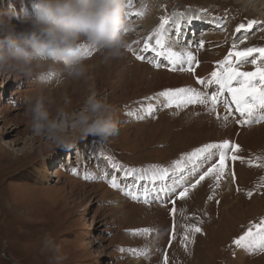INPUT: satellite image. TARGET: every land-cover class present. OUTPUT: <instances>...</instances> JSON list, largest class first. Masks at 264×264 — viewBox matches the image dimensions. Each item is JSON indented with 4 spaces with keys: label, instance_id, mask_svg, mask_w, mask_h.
<instances>
[{
    "label": "rangeland",
    "instance_id": "374dc122",
    "mask_svg": "<svg viewBox=\"0 0 264 264\" xmlns=\"http://www.w3.org/2000/svg\"><path fill=\"white\" fill-rule=\"evenodd\" d=\"M161 2L162 16L176 19L174 14L183 13L186 18L196 16L200 20L183 27L184 39L189 42L187 46H193V40L203 41L210 36L217 40L219 36L229 35L230 50L234 40L238 41L241 37L243 39L235 44L237 50L264 47V18L258 20L260 13L264 15V3L259 9L252 7L260 0ZM24 4L25 0H0V12H22ZM136 7L139 9L137 12ZM145 8V1L131 0L126 16L130 30L125 33V38L131 49L137 47L135 51L140 52L141 43L149 36L146 32L154 30L160 22V18L150 25L139 22L145 18L137 13ZM143 10L142 13L145 12ZM180 19L178 26L169 27L168 37L173 40L180 35L177 31ZM249 20L257 23L251 29L236 31L240 23L247 24ZM170 33L173 35L170 36ZM201 49L198 53L200 59L196 58L198 63L207 60L213 61L216 66V62L228 54L222 56L210 47ZM133 52L128 48L127 57L115 58L112 65L111 61L104 59L103 53L92 49L85 62L100 60L87 67L95 63L99 66L93 69L94 77H91L89 69L86 77L80 80L68 78L59 66L45 73L46 76L54 74L46 80H41L35 73L0 72V264H57L56 255L63 256L59 264H129L138 257L147 264H164L165 254L168 264H239L237 254L241 248L234 245L233 240L264 218V140L251 143L248 160L251 164L248 163L246 168L244 185L234 191L235 196H240L245 202L242 203L244 209L233 211L231 217L224 214L220 230H217V225L222 216L221 206L229 198L216 194V181L211 177L190 190L186 198H178L168 230L164 225L160 226L154 216L153 204L168 208V203L178 196L182 187L171 200L165 198L166 202L155 201L146 205L132 200L118 189H112L104 180L93 178L107 172L109 178L116 175L122 185L133 183L131 177L124 179L122 171L111 168L108 158L126 167H171L181 154L217 141L211 139L217 135L211 131L207 132L210 137H205L202 131L194 128L191 132L192 126L182 123L179 117L165 124L164 120L172 117L166 114L171 108L164 107L160 103L161 98L145 99L162 91L155 87L160 79L154 80L156 75L148 73L139 81V75L133 69L135 64L142 62L153 70L163 68L160 85L169 86L166 61L151 51L142 52L146 59L140 61ZM255 55L259 54L254 53L253 58H256ZM253 58L241 63L240 69L254 70ZM153 59L159 60L161 66L157 68L148 62ZM261 62L264 64V61ZM90 91L107 98L113 105L118 135L107 139L90 135L75 140L70 147H57L47 136L33 131L31 116L26 111L29 99L40 95L51 100L49 107L55 114V110L63 106L65 98L71 101L67 106L69 110L81 107ZM214 91L215 86L207 90ZM149 103L153 105L152 114L143 109ZM238 144L244 146L240 142ZM71 155L73 158L70 161ZM232 163L226 168L225 175L229 174ZM45 174L48 175L47 180L43 179ZM86 175L89 179H85ZM184 175H188L185 179L189 183L196 177L187 172ZM224 176L222 179H225ZM159 183L157 181V186ZM165 183L171 184L172 178ZM249 191L252 192L251 197L248 196ZM116 195L129 202L121 212L115 209L119 205L118 200L111 198ZM210 195L212 200L208 199ZM191 225L200 227L202 231L194 234V242L185 241V248L181 240L186 226ZM146 227L153 229L148 235H134L130 231ZM188 235L193 237L191 231ZM45 237L54 240L58 253L44 247ZM129 249L146 250L148 255H133ZM248 255L249 261L244 264H264V251H248Z\"/></svg>",
    "mask_w": 264,
    "mask_h": 264
},
{
    "label": "clouds",
    "instance_id": "9594fccd",
    "mask_svg": "<svg viewBox=\"0 0 264 264\" xmlns=\"http://www.w3.org/2000/svg\"><path fill=\"white\" fill-rule=\"evenodd\" d=\"M127 10L128 0H25L22 12H0V72L35 73L46 80L45 73L59 66L68 78H85V45L106 61L126 54ZM51 103L37 95L26 111L33 131L57 147L90 135L107 139L119 134L113 105L95 91L77 109L69 110L71 101L65 98L53 114ZM44 247L59 252L51 237H45ZM55 260L59 264L63 256Z\"/></svg>",
    "mask_w": 264,
    "mask_h": 264
},
{
    "label": "snow or ice",
    "instance_id": "6c2138e0",
    "mask_svg": "<svg viewBox=\"0 0 264 264\" xmlns=\"http://www.w3.org/2000/svg\"><path fill=\"white\" fill-rule=\"evenodd\" d=\"M128 7H131V0L128 2ZM142 15V12H138ZM176 19L172 17L162 16L158 26L149 34L148 38L143 42L142 52L155 54L156 57H163L172 71H188L194 72L192 67L194 63H198L196 56L188 50L176 51L169 46L170 40L168 37L169 27L178 26L179 19L183 18L184 14H174ZM257 21L249 20L247 24L240 23L236 31L242 29H251ZM125 29V32L129 31ZM151 43L150 41H153ZM138 43V41H137ZM203 41L200 42L203 46ZM85 55H91V50L88 45L84 46ZM131 51V46H128ZM254 53L259 55L251 60L253 65H256L252 71H242L239 67L241 63H246L253 57ZM138 60H145L146 57L133 52ZM234 58V59H233ZM258 61H264V47H247L237 50L234 44L232 50L222 59L216 62L215 70L211 71L210 78L207 80L197 76V82L200 85L215 86L216 91L204 92L197 88L188 86L176 89H166L157 94V96L145 98L147 100H156L162 98L160 103L167 108L183 109L189 105L209 106V112L216 113V119L222 120L220 127H227L230 118L238 125H248L253 122L259 123L264 121V66H261ZM149 63L154 67H160L159 60H149ZM187 64V68L184 65ZM53 73H49L47 78H51ZM224 106L223 117L216 111L218 105ZM153 105L149 103L145 109L148 114H152ZM239 115V119L233 115ZM131 115V113H129ZM143 118V117H141ZM241 146L238 143L232 142L230 139H223L218 142H208L199 147L194 148L190 152L181 154L171 167L149 166L143 168L126 167L119 163H113L112 158L109 159L111 168L118 169L123 172L124 179L132 178L133 183L121 184V181L116 175H111L105 172L96 179H102L112 189H118L125 196L137 202H143L146 205L152 204L155 201L166 202L165 198L171 200V197L176 195L178 189L183 188L178 192V198L184 199L188 196L190 190L195 189L206 178H213L216 181V187L220 186V180L225 175V170L229 166L227 161L235 162L242 158L238 155ZM251 164V161H248ZM187 172L190 176L195 175L199 178L194 183H189L184 177ZM233 179L235 173H232ZM172 178V183H165L166 180ZM85 179H89L86 175ZM147 181V184L142 182ZM159 181V186H157ZM151 185V186H148ZM248 196H252V192H248ZM209 200L213 197L210 195ZM173 207L172 214H175V200H171ZM218 203V201H217ZM255 229V231H254ZM134 235H148L153 231L152 228H139L130 230ZM193 233V237L188 235V232ZM202 229L196 225L186 226L185 235L181 244L186 248L185 241L194 242V234L201 232ZM174 238V237H173ZM233 244L238 248L248 251H264V218L257 224L251 225L247 231L233 240ZM133 255L147 256L148 252L141 249H129ZM164 264H168V257L165 254Z\"/></svg>",
    "mask_w": 264,
    "mask_h": 264
},
{
    "label": "bare ground",
    "instance_id": "6f19581e",
    "mask_svg": "<svg viewBox=\"0 0 264 264\" xmlns=\"http://www.w3.org/2000/svg\"><path fill=\"white\" fill-rule=\"evenodd\" d=\"M143 1L146 2L147 8H145V10L142 9L145 12H143V14L140 16H143V18H145V19H143L142 21H139V22H144V23H146V25H150V24L156 22L157 19L161 18V16H162L161 8H162L163 3L161 2V0H143ZM262 3H264V1L260 0V2L252 4V7H255V9H259V6H261ZM262 8L264 9V7H262ZM138 10L139 9L136 7L135 12H137ZM142 10L139 12H142ZM188 15H191V14H188ZM263 16L264 15L262 13H260L258 15V20L261 21L262 18H264ZM195 17L191 16V17L186 18V15H184L183 18L180 19V25L177 28V31L178 30L180 31V35H179V37H177L178 38L177 40H173V39L169 38V40H170L169 46L172 47L176 51H184V50L191 51L194 55L197 52H200V50H202L201 48H203V47H208V48L210 47L213 51L215 50V52H218V54H222V56L224 54L228 53V51L230 50L229 35H223L222 37L219 36L218 37L219 39H217V40H213L210 36L209 39L203 40V42H204L203 46H201V44H200L201 41L196 40L199 38L195 37L196 41L193 40V44H192L193 46H187L189 42L186 43L187 40L184 39L185 34L183 33L182 29L184 26L189 27V25H192L194 22L200 21L198 18H195ZM152 31H153V29H150L149 31L146 32V34L149 35L150 33H152ZM173 32H174V28H173ZM207 32H209V31H207ZM171 35H173V34L170 33V36ZM245 36H247V35H245ZM225 37H226V40L224 41ZM248 39H249V37H248ZM180 40H181V43H179ZM241 40H242V37L240 38V40L237 41V43H239ZM176 41H178V42H176ZM150 42L154 43V40L150 41ZM141 44H143V43H141ZM138 47L140 48V45ZM136 48H132L131 51L132 52L135 51ZM142 48H143V45H142ZM135 52L138 54L140 53V55L143 54L142 51L141 52L135 51ZM200 56H201L200 54H198V53L196 54L197 59H200ZM255 56L257 57L258 55H255ZM124 57L126 58L127 55L125 54ZM99 60L100 59L97 58L96 60L86 61L85 63L87 66H90L89 64H92V63L97 62ZM109 61H111L110 64L112 63V65H113L115 59H111ZM140 61H143V60H140ZM260 62L261 61H258V63H260ZM144 63L145 62L135 64V67L133 69V71H136L138 73L139 81H141L144 78L145 74L149 73V74H153L154 76L156 75V78H154V80L158 78V79H160L159 82L161 83L163 81V78L160 76V74L164 73V72H162L163 68H162V70L161 69L153 70V69L149 68L147 65H145ZM261 65H264L263 62H261ZM97 66H99V65L95 63L92 67H87V71L89 69L91 70V71H89L91 74V77H94V73H95L94 70H96L98 68ZM165 66H166L167 72H168V73L165 72L166 77H167V79L170 80L169 81L170 85L169 86L160 85V83L158 82L159 84H156V86H155L156 89L160 88L162 91H164V90L169 89V88L176 89V88L191 86V87L197 88L198 90L207 92L208 89H212V87H213V86L209 87V86H205V85H200L196 81L197 76H199L200 78L205 79V80L210 78L211 71L215 70V68H216L215 63H213V61L202 60L201 63H194L192 65V67L195 69L194 72L179 71V70L178 71H172V70H170V66L168 65L167 61L165 63ZM184 67L187 68V64H185ZM152 81H153V79H152ZM215 89H216V87H215ZM158 99H160V98H158ZM144 105H146V104H144ZM207 107H209V106L189 105L188 107L183 108V109H176L175 107H173L171 109H167L166 114H171L172 117L170 116V120L168 118L165 119L164 122L166 124L167 122H172L173 118L179 117L182 120V123H188V124H190V126H192L191 132L193 130L192 128H194L196 131H199V132L202 131V135H204L205 137H210V134H207V132L211 131L212 134L213 133L217 134L216 136H213V138H211V139L217 140L216 142L221 141L223 139H230L232 142H235V143L240 142V144L244 145L243 147H241V150L238 153V155L242 159L235 161L234 164L232 163L233 166L231 167L230 172H228L229 174H226L224 176L225 179L221 178L220 186L217 187V190H216V194L219 197L229 198L227 203L225 205L221 206L220 213H222V216L220 217V221H219L220 223H218V225H217V230L218 229L220 230V228H221L220 225H222L223 219H224L223 216H225L224 214H228L229 217H231V215L233 214L232 213L233 211H238L241 208L244 209L242 203H245V202L241 200L240 196H235L234 191L238 190L239 188H242L244 185V180H245L244 176L246 175L245 173H246V168L248 166V160H250L249 159V156H250L249 155V148L251 146V143L264 140V121H261L254 126H250L249 124L238 126L230 118V122H229L227 127H220L222 120H217L216 119V113L209 112L207 110ZM143 109L145 111L146 107L143 106ZM216 111L220 114L221 117H223V115L225 114L224 113V106L222 104L218 105ZM174 113H176L175 116H174ZM72 158L73 157L71 155L70 161L72 160ZM53 161H54V159L52 160V162ZM227 164L229 165L227 168H229L231 166V161L230 160L227 161ZM48 169H49V167H47V171H46L47 174L50 173V171ZM233 172L235 173L234 179L232 176ZM47 174H45L43 176L44 180L48 179ZM187 176L188 175H184L185 178ZM197 177L198 176L193 178L192 183L195 182ZM225 182H227V184H229V185L225 184ZM182 189L183 188H181L180 190H182ZM109 194H111L110 191H109ZM111 198L113 200H118L119 205L115 209H117L120 212L125 210L129 204L128 200L123 198L121 195H116V197H111ZM174 200L176 201V203L174 205V207L176 208V205L179 202L178 196H176ZM248 204H252V203H248ZM153 206H154L153 207V214L157 218L160 226L164 225L165 229L168 230L170 227V223H171L170 220L174 217V215L171 212L173 204L171 202L168 203V208L158 207L156 204H153ZM249 208H252V205H249ZM30 219H31V217H28L29 221H31ZM237 258H238L239 264H244V263L248 262L249 261L248 250L240 249L238 254H237ZM129 264H147V263L143 258L138 257V258H135L133 261H129Z\"/></svg>",
    "mask_w": 264,
    "mask_h": 264
}]
</instances>
